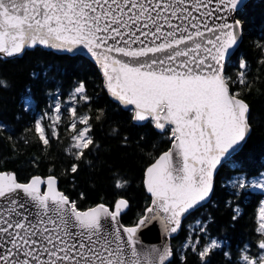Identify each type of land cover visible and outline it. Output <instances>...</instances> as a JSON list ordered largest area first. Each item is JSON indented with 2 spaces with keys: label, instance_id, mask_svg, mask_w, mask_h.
I'll return each instance as SVG.
<instances>
[{
  "label": "snow or ice",
  "instance_id": "snow-or-ice-1",
  "mask_svg": "<svg viewBox=\"0 0 264 264\" xmlns=\"http://www.w3.org/2000/svg\"><path fill=\"white\" fill-rule=\"evenodd\" d=\"M244 7L245 0H0V57H20L41 46L83 52L101 68L113 99L131 106L132 122L150 123L172 140L171 149L145 169L151 204L133 226L119 219L130 206L125 198L111 208L99 203L81 210L57 189L54 176L21 183L15 174L0 171V264H172L171 247L138 250L137 233L153 221L165 233H176L182 218L212 195L217 168L232 162L247 142L250 106L225 74L230 50L242 36L237 13ZM239 67L246 69V62L241 60ZM237 80L247 83L243 71ZM7 87L0 79V88ZM86 91L80 81L72 100L88 103ZM33 101L29 90L23 107L30 108ZM69 111L75 121L69 154L80 160L90 147H98L88 135L92 118L78 115L75 107ZM53 112L48 119L56 125L59 102ZM34 128L48 145L42 121L36 120ZM58 135L52 127L51 137ZM78 167L73 163L70 171L76 173ZM126 183L118 180L115 187ZM233 187L264 191V173L252 180L237 178ZM259 217L264 236V208ZM199 231L206 229L200 226ZM185 247L196 252L200 264H211L221 244L196 239ZM257 247L253 256L246 246L240 264H264V239ZM186 260L180 256L181 264Z\"/></svg>",
  "mask_w": 264,
  "mask_h": 264
},
{
  "label": "trees",
  "instance_id": "trees-1",
  "mask_svg": "<svg viewBox=\"0 0 264 264\" xmlns=\"http://www.w3.org/2000/svg\"><path fill=\"white\" fill-rule=\"evenodd\" d=\"M238 18L243 22L242 42L228 61L225 74L231 77L232 90L240 92L250 106L251 133L233 161L219 168L210 201L184 218L179 233L171 238L175 253L172 264H181V255H186V264H200L196 252L185 247L190 240L220 242L221 247L210 257L211 264H240L245 247L256 255L260 251L257 244L264 239L259 231L264 195L230 183L236 177L251 179L264 173V0H250ZM241 60L246 62V69L239 67ZM241 71L245 73V85L237 80ZM34 72L38 75L33 76ZM0 79L8 83L7 88H0V122L4 124L0 130V171L15 174L21 183L34 176H54L59 190L76 201L81 210L99 203L111 208L125 198L130 206L120 220L125 226H133L151 204L144 186L145 169L170 148L168 134L150 123L138 126L132 122L129 110L106 93L96 65L82 55L57 54L36 47L20 57H0ZM80 81L85 83L88 103L72 100ZM29 90L34 101L25 109L23 97ZM57 102L61 120L52 125L48 114ZM70 107H75L78 115L92 118L88 135L98 145L86 150L80 160L69 154L74 151L70 145L75 134L70 129L75 122ZM36 120L46 126L48 145L35 132ZM52 127L57 129L58 138L51 137ZM73 163L79 166L76 173L70 171ZM118 180L127 183L117 188ZM190 224L196 229L191 230ZM200 226L206 231L200 232Z\"/></svg>",
  "mask_w": 264,
  "mask_h": 264
},
{
  "label": "water",
  "instance_id": "water-1",
  "mask_svg": "<svg viewBox=\"0 0 264 264\" xmlns=\"http://www.w3.org/2000/svg\"><path fill=\"white\" fill-rule=\"evenodd\" d=\"M249 1H250V0H245V5H246ZM237 18H238V13H237ZM242 37H243V32H242V36H241V38H240V41H239L238 45H237L234 49L230 50V51L232 52V55H233V54L235 53V51L239 48V46H240V44H241V42H242ZM41 47H42V46H41ZM42 48H44V47H42ZM45 49H47V50H51V51H53V52H55V53H57V54H65V55H72V56H74V55H82V56L88 58L90 61H92V62L96 65V67H97V69H98V71H99V73H100V75H101V77H102L103 87H104L106 93L108 94V96L110 97V99L113 100L114 102L118 103V104H119L123 109H125V110H128V108H131V106H128V108H125V107H124L123 105H121L118 101H116L115 99H113V97L108 93V91H107V89H106V87H105V77H104V75H103V73H102V70H101V68L99 67V65L96 64V62L94 61V59H92L89 55H85L83 52L67 53V52H63V51H57V50H54V49H48V48H45ZM29 50H31V49H29ZM232 55L228 58V60H227V62H226V65H227L228 61L230 60V58L232 57ZM1 58L6 59L5 57H1ZM226 65H225V67H226ZM250 133H251V131H250ZM250 133L248 134V137H249ZM248 137H247V139H248ZM171 147H172V144H171L170 148H169L167 151H169V150L171 149ZM237 153H238V152H237ZM237 153H236V154H237ZM222 165H223V164H222ZM222 165H221V166H222ZM221 166H219V167L217 168V170H216V174H217V172H218V170H219V168H220ZM216 174H215V177H216ZM46 178H47V177H46ZM46 178H45V179H46ZM56 180H57V179H56ZM214 181H215V180H214ZM40 187H41V190H42V191L46 190V185H41ZM56 187H57V189L59 190V188H58V181H57ZM59 191H60V190H59ZM148 194H149V193H148ZM212 194H213V193H212ZM149 195H150V194H149ZM211 196H212V195H211ZM211 196H210V198H209L206 202L203 203V205H206V204L210 201ZM150 197H151V196H150ZM151 199H152V198H151ZM203 205H202V206H203ZM202 206H198L196 209H198V208H200V207H202ZM124 212H125V211H124ZM124 212H123V213H124ZM192 212H193V211H191L189 214H186V215L182 218V222H183V219L186 218L187 216H189ZM123 213H122V214H123ZM122 214H121V215H122ZM119 219H120V217H119ZM120 222H121V220H120ZM121 223H122V222H121ZM181 226H182V223H181ZM180 229H181V227H180ZM180 229H179L176 233L168 234V233H165V232H164V230H163V226H162V224H161L159 221H153V222H151L150 224H148L147 227H141L140 230L138 231L137 236H138V238H139V242H138V244H137V248H138V250L148 251V250L153 249V248H161V249H162V248L165 247V246H169V247H171V238H173L174 236H176V235L179 233Z\"/></svg>",
  "mask_w": 264,
  "mask_h": 264
},
{
  "label": "rangeland",
  "instance_id": "rangeland-1",
  "mask_svg": "<svg viewBox=\"0 0 264 264\" xmlns=\"http://www.w3.org/2000/svg\"><path fill=\"white\" fill-rule=\"evenodd\" d=\"M55 104H56V103H55ZM55 104H53V106H52V110H51V113H50V115L48 114V116L55 115L54 112H53V107L55 106ZM237 178H240V177L233 178V179L230 181V183H231V184H234V182L237 180ZM254 178H255V177H254ZM254 178H251V179H248V180H252V179H254ZM249 188H251V187H249ZM251 189H254V188H251ZM254 190H255V191H258V192H261V193L264 195V191L259 190V189H254ZM261 208H264V198H263V201H262V203H261L260 210H261ZM260 223H261V221H260ZM190 228H191V230H192V229L195 230V229H196V226H195L194 224H190ZM253 256H255V255H253Z\"/></svg>",
  "mask_w": 264,
  "mask_h": 264
}]
</instances>
